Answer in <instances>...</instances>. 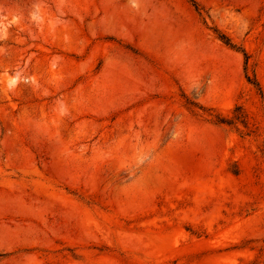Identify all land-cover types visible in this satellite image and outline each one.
Masks as SVG:
<instances>
[{"label": "rangeland", "instance_id": "374dc122", "mask_svg": "<svg viewBox=\"0 0 264 264\" xmlns=\"http://www.w3.org/2000/svg\"><path fill=\"white\" fill-rule=\"evenodd\" d=\"M0 264H264V0H0Z\"/></svg>", "mask_w": 264, "mask_h": 264}, {"label": "trees", "instance_id": "16d2710c", "mask_svg": "<svg viewBox=\"0 0 264 264\" xmlns=\"http://www.w3.org/2000/svg\"><path fill=\"white\" fill-rule=\"evenodd\" d=\"M193 2H194V1H193ZM220 38H221L222 41L225 42V44H226L227 46H231V47L234 48V46L232 45V43H231L229 40H227L226 37H220Z\"/></svg>", "mask_w": 264, "mask_h": 264}]
</instances>
